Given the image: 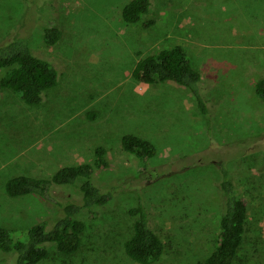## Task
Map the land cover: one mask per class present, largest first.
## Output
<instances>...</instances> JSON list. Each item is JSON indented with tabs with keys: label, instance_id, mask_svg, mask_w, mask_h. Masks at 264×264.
<instances>
[{
	"label": "rangeland",
	"instance_id": "1",
	"mask_svg": "<svg viewBox=\"0 0 264 264\" xmlns=\"http://www.w3.org/2000/svg\"><path fill=\"white\" fill-rule=\"evenodd\" d=\"M129 1L42 0L28 7L0 0V43L14 35L30 37L33 54L59 72L58 85L40 106L2 90L0 227L19 240L49 214L36 197L9 198L8 180L51 178L62 167L93 162L102 146L111 167L97 172V183L121 190L96 219L82 215L87 230L76 258L66 263L52 247L43 264H136L123 251L133 226L128 212L137 202L127 184L145 192L153 225L166 244L158 264L203 261L219 236L216 163L230 167L250 203L249 233L236 264H264V101L255 93L264 79V0H153L157 24L150 30L123 22ZM53 26L62 29L63 39L49 47L43 28ZM175 45L188 49L201 74L210 127L188 90L144 85L132 77L142 57ZM126 134L156 145L151 169L161 177L148 179L146 173L139 180L141 164L121 147ZM254 148L259 152L236 162L242 149ZM181 158L176 172L167 174L170 163ZM5 257L0 252V264Z\"/></svg>",
	"mask_w": 264,
	"mask_h": 264
},
{
	"label": "trees",
	"instance_id": "2",
	"mask_svg": "<svg viewBox=\"0 0 264 264\" xmlns=\"http://www.w3.org/2000/svg\"><path fill=\"white\" fill-rule=\"evenodd\" d=\"M40 1L20 0L28 7ZM121 17L125 24L141 25L145 30L157 24L153 0L129 1L123 7ZM43 33L44 43L49 47L56 46L63 39L62 29L56 26L44 27ZM28 38H16L14 35L0 43V73H5L0 79V99L2 90L9 89L18 94L26 105L35 107L40 106L46 93L58 85L59 72L49 61L33 54ZM132 77L144 85L175 84L188 90L209 127L213 123L202 91L201 74L194 68L185 46L163 48L142 57L136 63ZM255 93L264 101V79L255 84ZM89 117L94 120L96 115L90 114ZM121 147L141 164L139 180L146 173H149L148 179L162 176L156 174L158 170L151 169L154 158L158 156V149L151 140L126 134L121 138ZM253 152L259 151L256 148L250 151L242 149L236 162ZM181 162L182 158L172 161L167 174L175 173ZM110 167L108 150L101 146L95 149L93 162L62 167L51 178L20 175L8 180L5 191L9 198L36 197L45 203L49 214L27 231H22L23 238L19 240L14 238L12 231L0 227V252L7 256L1 259V263L43 264L50 260L52 247L66 263L76 258L83 248L87 230L82 215L87 213L90 219H96L98 210L112 203L121 190L117 186H100L97 183V172ZM215 167L219 172L215 187L221 206L217 244L203 261L189 264H236L249 233L248 198L240 191L230 167L222 163H216ZM127 186L125 188L130 191L135 190L137 202L128 212L133 226L123 245L124 254L136 264H158L166 252V244L153 225V214L146 204L145 192L139 190L141 187Z\"/></svg>",
	"mask_w": 264,
	"mask_h": 264
}]
</instances>
